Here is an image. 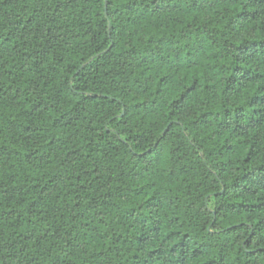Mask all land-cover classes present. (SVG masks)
Listing matches in <instances>:
<instances>
[{
    "label": "trees",
    "instance_id": "1",
    "mask_svg": "<svg viewBox=\"0 0 264 264\" xmlns=\"http://www.w3.org/2000/svg\"><path fill=\"white\" fill-rule=\"evenodd\" d=\"M0 264H264V0H0Z\"/></svg>",
    "mask_w": 264,
    "mask_h": 264
}]
</instances>
